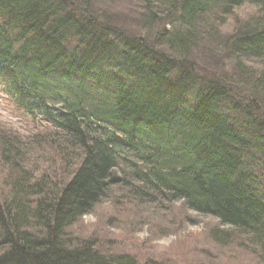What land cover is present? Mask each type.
I'll return each instance as SVG.
<instances>
[{
  "label": "trees",
  "instance_id": "trees-1",
  "mask_svg": "<svg viewBox=\"0 0 264 264\" xmlns=\"http://www.w3.org/2000/svg\"><path fill=\"white\" fill-rule=\"evenodd\" d=\"M140 1L165 24L156 36L112 24L103 0H0V87L63 141L35 175L36 142L1 138L0 264H158L72 233L114 188L111 220L138 227L141 206L181 203L218 221L212 245L264 264V68L249 67L264 61V0ZM243 5L258 14L221 37ZM203 30L229 72L192 58Z\"/></svg>",
  "mask_w": 264,
  "mask_h": 264
},
{
  "label": "rangeland",
  "instance_id": "rangeland-1",
  "mask_svg": "<svg viewBox=\"0 0 264 264\" xmlns=\"http://www.w3.org/2000/svg\"><path fill=\"white\" fill-rule=\"evenodd\" d=\"M100 11H104V18L112 24L134 35L146 36L149 33L156 36L165 25L162 21L148 23L143 15L144 5L140 0H103L98 13ZM257 12L258 9L250 5L235 9L231 17L222 19L225 23L218 29L221 37H227L233 32L237 22L244 23L248 18L256 16ZM169 29L170 25H166L165 30ZM200 36L199 48L194 50L192 58L204 66L207 64L210 68L218 67L229 72L233 64L227 55H219L217 49L220 44L218 46L214 43L212 37L204 30ZM261 62L249 63V67L254 71L261 70L264 68ZM58 134L60 133L49 124L34 120L24 113L0 87V143L2 137L23 146H32L36 142L38 146L27 149L24 163L29 167L30 163H33L31 169L35 175L42 171L44 165H51V161L57 162L61 157L59 152L53 149L63 143L61 135ZM6 175L7 168L0 163V189ZM124 196L120 188L112 189L109 201H104L94 213L82 218L71 230L72 233L76 236L99 235L107 245L112 242L115 247L129 252L141 262L155 260L158 264H209L212 260L216 264H251L249 256L238 247L239 243L238 246L235 244L227 249L212 245L208 231L218 227V221L186 211L181 203L161 202L158 207L141 206L145 223L138 227H129L130 220L124 217L116 221L111 220V214L117 213L118 210L114 206L115 203L120 202ZM125 208L133 207L127 204ZM166 227L170 228L168 232L164 231ZM159 234L165 236L160 237Z\"/></svg>",
  "mask_w": 264,
  "mask_h": 264
}]
</instances>
